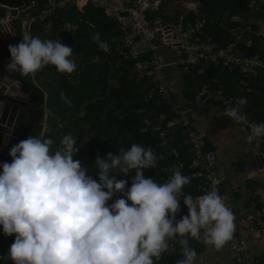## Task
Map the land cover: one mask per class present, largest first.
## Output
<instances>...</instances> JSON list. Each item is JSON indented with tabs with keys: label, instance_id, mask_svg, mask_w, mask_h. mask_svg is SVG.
I'll return each mask as SVG.
<instances>
[{
	"label": "clouds",
	"instance_id": "clouds-1",
	"mask_svg": "<svg viewBox=\"0 0 264 264\" xmlns=\"http://www.w3.org/2000/svg\"><path fill=\"white\" fill-rule=\"evenodd\" d=\"M91 39L100 50L109 51L99 33ZM7 50L9 73L34 74L48 65L65 74L76 69L72 47L59 38L41 39L26 33ZM60 97L71 103L64 92ZM246 104V98H238L225 115L249 124L242 111ZM4 120L14 127L8 116ZM261 136L264 121L252 122L246 140L253 142ZM76 143L75 137L66 134L53 150L52 139L29 135L9 149L11 162H3L4 148L0 231L5 236L15 234L7 251L13 264H156L170 240L181 246L182 258L176 264H195L197 253L189 246V238L199 240L202 235L204 243L217 250L232 239L234 213L218 189L194 198L182 193L190 177L179 170L164 182L143 175L142 170L156 167L151 147L134 143L127 150L98 156L92 163L97 180L88 166L74 159L79 150ZM130 173H134L131 186L125 191L126 180H117L116 175ZM117 193L121 198L109 204ZM180 197L187 214L177 220Z\"/></svg>",
	"mask_w": 264,
	"mask_h": 264
},
{
	"label": "crops",
	"instance_id": "crops-1",
	"mask_svg": "<svg viewBox=\"0 0 264 264\" xmlns=\"http://www.w3.org/2000/svg\"><path fill=\"white\" fill-rule=\"evenodd\" d=\"M67 1L54 0L55 3L52 5L51 2L49 3V0H38L37 2L42 3L41 6H38L35 1L34 4L29 2L28 6L23 5L17 7L16 9L19 10V13L13 14L14 16L11 18V24L17 37L15 44H18L22 36L26 33L32 36H38L41 39L55 40L59 38L62 43L66 44L69 40L67 35L70 33L74 35L77 43L84 46V50H90L97 47H91V45L95 44L91 37L99 33L101 40L107 42L109 46L108 54L111 53L110 51L117 52L118 50L119 52L122 49L117 36V21L112 18L102 5L88 1L60 6L59 3ZM101 1L117 7L131 6L134 3V0ZM189 1L198 5L197 12L185 14L181 10H174L169 5L172 3V0H161V7L155 13L149 11L147 14L148 19L162 18L165 24H174L181 28H190L195 18L203 19L205 20L204 33L218 47L224 48L235 41L229 30L236 24H244L246 22L245 20L250 17L254 22L256 30H253L257 33V37L263 36L264 38L260 27L261 21L264 20V12H256V9H252L251 12L249 8L256 0L249 1L247 14H235L230 20L226 19L228 13L226 8L223 9V15L221 17L213 18L204 12L203 2L206 0ZM261 2L264 3V0H261ZM9 10L8 8L0 7V19L6 17ZM43 10H49L50 14L42 20L35 19L31 21L32 18H37ZM257 13L263 19L258 18L256 16ZM182 16L185 18L182 19ZM234 17L237 18L238 23L233 22ZM94 18L97 21H94ZM113 22L116 24V33H113ZM212 33L216 34L217 40L213 38ZM0 42L8 43L2 40L1 37ZM239 44L240 48H248L243 43ZM262 46L264 45L260 46V44H257L255 48L259 47L260 49ZM137 48L141 51L137 60L142 61L150 56L151 52L145 42L138 40ZM257 52H253V56L260 57L259 52ZM156 53L164 64L162 76L164 84L171 95V103H167L156 94L151 98L148 97V92L150 88L154 87L155 82L151 79H138L136 77L134 68L136 60L122 58L123 60L120 62V64L130 63L129 79L138 83L143 82V99H145V102H150L146 104H151L150 109L143 110V124L144 126L153 125L154 145L156 144L158 146L159 143L163 144L159 150L160 152L165 153L170 148H177L184 161L189 163V157L193 154V150L188 142L186 127L180 124H175L173 128L168 127L169 121H177L178 119L177 115L174 114L172 105L185 111L186 116L190 120V128L193 131L202 132L206 135L203 140V149L205 151H212L215 154L216 174L223 179L219 193L226 196V206L234 213V224L237 225L242 216L252 210L250 203L257 189H264V136L257 137L253 142L246 140L249 134L250 124L252 122L258 123L264 121V113L261 116L262 120L255 118L254 114L250 113V117L246 114L249 124L231 121L225 115L226 111L224 110V104L220 97L225 100L236 96L248 97L247 104L242 108L244 113L247 112L253 104L250 96L254 89V78L256 77H253L252 74H244L240 71L239 67L238 69L235 67L229 69L221 63L209 62L203 64L200 62L199 64L195 63L188 67L177 65L175 64L177 57L178 55H182L176 49L166 48L161 45ZM79 55L75 54L74 59H72L76 66L81 58V55ZM9 62L10 56L5 59V63L8 64ZM55 71L54 66L48 65L34 74L22 75L16 72L18 78L34 86L42 93L44 110L41 114L37 111L33 119L32 116H28L27 121L24 119L22 123L16 122L14 124L11 132L13 135L12 138H8L5 141L4 148L6 156L3 162H11V158L8 155L9 149L15 143L26 139L29 135L37 136L34 133L37 128H39L38 136L43 138V134L50 130V125L48 124V117L51 115L50 98L53 94H57L61 98L60 93L67 92H65L67 90V81H70V84H76L79 81L78 75L64 76L65 73H62L61 76L64 77L60 79V77L54 74ZM8 75L10 78L13 77L12 73ZM106 79L108 82L106 90H108V87L116 85V81L111 79V71L106 74ZM3 85L8 86L9 96L15 97L19 95L18 84L6 78L5 75L3 76L0 69V86ZM260 85H263V83L261 82ZM88 90L90 91L89 95L92 99L102 100L100 90ZM206 94L207 97H202V95ZM254 94H258V92H254ZM28 97L33 98V94L29 93ZM84 106L85 104L80 106L83 113L85 110ZM1 114L2 111L0 110ZM7 115H9V111H6V117ZM258 150L262 151L261 154L263 156L261 159L257 157L259 156ZM157 163L160 164L159 166L163 165L162 162ZM189 170L190 173L188 176L190 179L196 180L191 178L193 171L191 169ZM184 194L191 195L194 198L202 195L203 192L200 190L199 182L194 181L192 186ZM236 236L246 244L245 260L248 263L257 260V264H264V244L254 241L251 234L239 226L236 228ZM0 238H3V235H0ZM175 241L178 243L177 240ZM168 243L173 248L171 253H174L175 243H172V241ZM189 245L197 253L195 264H235L236 255L229 249L228 242L221 249L217 250L210 245H206L201 235L199 240L189 238Z\"/></svg>",
	"mask_w": 264,
	"mask_h": 264
},
{
	"label": "built area",
	"instance_id": "built-area-1",
	"mask_svg": "<svg viewBox=\"0 0 264 264\" xmlns=\"http://www.w3.org/2000/svg\"><path fill=\"white\" fill-rule=\"evenodd\" d=\"M69 1V2H68ZM67 2L59 3L63 6L65 3L79 4V2L91 1L95 4L102 5L105 10L117 21L118 28V41L121 46L119 50V56L121 59L131 58L136 60L134 63L135 74L138 79H151L155 82L153 88H150L148 97L158 95L161 99L167 103H171V95L167 90L162 76V69L164 64L161 62L157 55V49L159 46H164L170 49H176L182 55L177 57V65L188 67L195 63L207 64L221 63L223 66L233 69L239 67L240 71L244 74H252L253 77L257 76L256 69L263 68V62L256 56L246 57L241 53L239 49V43H243L244 46L249 47L252 45L253 38L257 37V33L254 32L252 24H236L229 32L234 37L235 41L232 44L225 46L224 48L218 47L211 38L204 33L205 20L195 18L193 25L190 28H181L174 24H158L157 22H151L148 19L149 11H157L161 7V0H134L131 6H112L107 2L101 0H68ZM34 0L30 3L34 4ZM174 10H181L185 14L190 12H197V4L189 0H173ZM11 13L9 11L3 19H0V37L2 40L11 42L16 39V33L14 32L11 24V18L13 14L19 13L18 9ZM50 14L49 10H43L37 18L42 20ZM185 17L182 16V19ZM233 22L238 23L236 17ZM141 40L145 42L150 56L142 61L137 60L141 51L137 48V41ZM122 59V60H123ZM8 94V86H0V95L6 96ZM206 95H202V97ZM238 98H228L225 100L220 97L224 104V110L226 111L229 106L235 104ZM174 114L177 115V121H169L168 127L173 128L175 124H180L186 127V133L188 142L192 146L193 154L189 157V163L186 164L181 157L177 148H170L165 153L159 152L156 155L157 161L162 162L161 166L162 174L167 179L172 175L174 170L180 172L188 167L193 172L191 178L196 179L199 182L200 190L203 194L213 188L220 189L223 179L216 174V157L214 152L205 151L202 147L203 140L206 135L202 132L193 131L190 128V120L186 116L185 111H182L178 107L172 105ZM12 126L8 120L1 121L0 119V160L4 153L5 141L8 138H12ZM163 134V132H162ZM160 146L163 144L160 143ZM220 194V193H219ZM222 198L226 204V196L222 195ZM250 212H247L239 220V223L235 224V231L232 239L228 241L229 249L235 253V264H257V260L248 263L244 254L246 251V244L239 240L236 236V228L242 227L248 231L253 240L257 243L264 244V189H257L254 194V198L251 201ZM187 214V209L178 214V219L181 216ZM0 234L3 238H0V264H8L11 260L7 258V251L10 245V239L15 236H5L2 231ZM173 250L172 246L168 247Z\"/></svg>",
	"mask_w": 264,
	"mask_h": 264
},
{
	"label": "trees",
	"instance_id": "trees-1",
	"mask_svg": "<svg viewBox=\"0 0 264 264\" xmlns=\"http://www.w3.org/2000/svg\"><path fill=\"white\" fill-rule=\"evenodd\" d=\"M249 1L250 0H206L203 2L205 9L204 12L209 16L216 18L221 17L223 15V9L226 8L228 10L226 19L230 20L235 14H247ZM66 4L67 3H65V5ZM256 6L258 7L256 8ZM249 8L251 9V12L252 9H256V12H264V3L256 2ZM256 16L263 19L259 13H257ZM94 19V21H97L96 18ZM247 20L252 21L250 17L245 21ZM115 27L116 24L113 22V33H116ZM252 27L256 30L254 24ZM67 36L69 37V40L66 42V45L73 49L71 59H74L75 54H80L81 58L80 61L77 62L76 69L71 74H64V76L78 75L77 77L79 81L76 84H70V81L66 82L67 90H65V92H67L65 95L71 103H65L61 98L57 101L55 99V94L50 98L49 105L51 115L49 117L52 119L48 117L50 130L45 132L43 138L52 139V149L55 150L59 145L60 139L64 135L70 134L75 137L77 141L76 146L79 147V150L74 159H79L83 166H88L89 172L95 170V165L92 163L98 156L104 158L109 152H119L121 148L127 150L134 143L152 148L154 145L153 141L155 140L152 133L153 125H145V127L143 124V110L150 109L151 104H146L150 102H145V99H143V82L138 83L129 79L131 69L130 63L120 64L122 59L119 56L117 49V52L110 51V54L100 50L98 47H96L97 50L96 48L84 50V46L77 43L73 34L68 33ZM212 36L217 40L216 34L212 33ZM257 44H260V46L264 45L263 36L254 37L252 45L248 48H240L239 44V49L246 57L253 56L252 53L258 51L259 53H257L262 59L260 57L258 58L264 64V46L260 49L259 47L255 48ZM92 46H97V44L95 43L91 45V47ZM235 68L238 69L237 66ZM109 71H111V79L116 81V85L108 87V90H106V87L108 86L106 74H108ZM256 73L257 76L254 78V89L250 96V100L253 104L245 114H248L249 117L250 113L254 114L255 118L262 120L261 116H263L264 113V67L257 68ZM54 74L60 77V79L64 77L61 76L62 73L57 71H55ZM261 82L263 85H260ZM88 89L93 91L100 90L102 100L92 99L89 95L90 91ZM254 92H258V94H254ZM245 98L247 99L248 97ZM82 104H85V110L84 114L80 115L82 112L80 106H82ZM66 106L75 109V112L72 113L74 114L73 116L72 114L65 115L58 111L60 108ZM58 117L61 118L58 120ZM78 125H80V127H77ZM34 133L38 136L39 128H37ZM159 144L158 146L155 144L152 148L154 154L160 152L159 150L163 145L160 146ZM157 162L159 161L156 160L155 168L142 170L143 175L145 177H153L157 182H164L167 180V177L162 174L161 166H159L160 164ZM181 173L188 176L190 170L185 167ZM133 174L134 173H130L128 176L123 177L116 175L117 180H126L125 191L131 186V176ZM91 175L93 176V179L98 180V174L96 172L91 173ZM121 175L123 174L121 173ZM194 181L197 182L196 180L190 179V182L183 186V194L188 191V188L192 186ZM121 196V193L115 194L108 203H112L113 200L121 198ZM179 200L180 208L176 213L177 220H179L178 214L187 209L183 205V198L180 197ZM14 238L15 236L10 239V245ZM171 241L172 243H175L174 253H171L172 250L168 248L161 254V257L156 261V264H176L177 260L182 258L180 244L175 240H170V242ZM8 264H13V262L10 261Z\"/></svg>",
	"mask_w": 264,
	"mask_h": 264
},
{
	"label": "water",
	"instance_id": "water-1",
	"mask_svg": "<svg viewBox=\"0 0 264 264\" xmlns=\"http://www.w3.org/2000/svg\"><path fill=\"white\" fill-rule=\"evenodd\" d=\"M31 0H0V7H5L10 9L11 13H13L17 7H21L23 5L28 6L29 2ZM36 2L38 0H35ZM51 2L52 5H54V0H49V3ZM43 4H45L43 2ZM47 4V3H46ZM38 6H41L42 3L37 2ZM1 13V12H0ZM17 38V37H16ZM15 40L3 43L0 42V69L1 74L6 76V78L12 80V81H20L18 84L19 86V95L15 97L11 96H1L0 95V110L2 111L1 119H5L6 117V111H9V115H7L10 119V121H13L14 124L16 122L22 123L24 119H28V116L32 119L35 116V113L37 111L41 114L44 110V99L42 96V93L35 88L34 86L28 84L27 82L21 80L16 76V72H12L13 77L10 78L8 75L9 72L6 71V65L5 59L10 56L8 52V46L9 45H15ZM17 84V83H16ZM32 93L33 98L28 97V94ZM21 94V95H20ZM25 123V122H24ZM262 151L258 150L259 156H257L259 159L262 158Z\"/></svg>",
	"mask_w": 264,
	"mask_h": 264
},
{
	"label": "rangeland",
	"instance_id": "rangeland-1",
	"mask_svg": "<svg viewBox=\"0 0 264 264\" xmlns=\"http://www.w3.org/2000/svg\"><path fill=\"white\" fill-rule=\"evenodd\" d=\"M256 2H258V3H261V0H256ZM255 2V3H256ZM263 2V1H262ZM254 3V4H255ZM254 4H252V5H254ZM156 21L157 20H161V22L163 23L164 21H163V19L162 18H156L155 19ZM248 22H247V24H252V22L253 21H251V20H247ZM260 23V22H259ZM253 24H254V22H253ZM261 25H260V27H261V32H262V34L264 35V20H262L261 21V23H260ZM55 99L58 101V99H59V97H58V95L57 94H55ZM65 108V109H64ZM58 111H60V112H62L63 114H65V115H71L73 112H75V109L73 108V107H68V106H66V107H62V108H60ZM67 112H68V114H67ZM84 113L82 112L80 115H83ZM74 114H72V116H73ZM50 119H52L51 117H49ZM61 117H58L57 119L59 120ZM52 126V125H51ZM77 127H80V125H78Z\"/></svg>",
	"mask_w": 264,
	"mask_h": 264
},
{
	"label": "bare ground",
	"instance_id": "bare-ground-1",
	"mask_svg": "<svg viewBox=\"0 0 264 264\" xmlns=\"http://www.w3.org/2000/svg\"><path fill=\"white\" fill-rule=\"evenodd\" d=\"M161 5H162V3H161ZM169 5H171L172 7H174L173 0H172V3L169 4ZM151 12L155 13L156 11H151ZM155 19H156V18H153V19H150V18H149V20H150L151 22H157L158 24H165L164 22L162 23L161 20H157V21H156Z\"/></svg>",
	"mask_w": 264,
	"mask_h": 264
}]
</instances>
